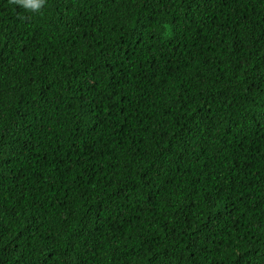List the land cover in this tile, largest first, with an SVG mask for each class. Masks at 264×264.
<instances>
[{"label":"trees","instance_id":"obj_1","mask_svg":"<svg viewBox=\"0 0 264 264\" xmlns=\"http://www.w3.org/2000/svg\"><path fill=\"white\" fill-rule=\"evenodd\" d=\"M0 264H264V0H0Z\"/></svg>","mask_w":264,"mask_h":264},{"label":"clouds","instance_id":"obj_2","mask_svg":"<svg viewBox=\"0 0 264 264\" xmlns=\"http://www.w3.org/2000/svg\"><path fill=\"white\" fill-rule=\"evenodd\" d=\"M10 2L29 13H40L46 4V0H10Z\"/></svg>","mask_w":264,"mask_h":264}]
</instances>
